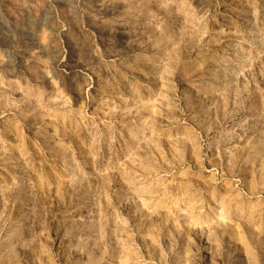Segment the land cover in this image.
I'll return each mask as SVG.
<instances>
[{"label": "rangeland", "instance_id": "1", "mask_svg": "<svg viewBox=\"0 0 264 264\" xmlns=\"http://www.w3.org/2000/svg\"><path fill=\"white\" fill-rule=\"evenodd\" d=\"M0 264H264V0H0Z\"/></svg>", "mask_w": 264, "mask_h": 264}]
</instances>
